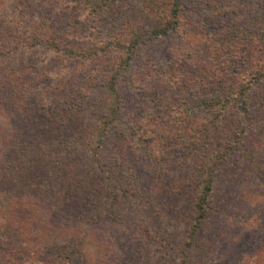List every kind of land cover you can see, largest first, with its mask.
Masks as SVG:
<instances>
[{
    "label": "trees",
    "instance_id": "obj_1",
    "mask_svg": "<svg viewBox=\"0 0 264 264\" xmlns=\"http://www.w3.org/2000/svg\"><path fill=\"white\" fill-rule=\"evenodd\" d=\"M18 1L22 4L0 12V114L12 125L0 157V264H91L89 230L103 215L111 219L104 223L108 245L99 257L111 260L123 247L120 237L127 239L137 228L127 226L128 233L111 241L116 209L122 205L132 212L129 201L152 208L158 194L148 177L163 166L158 154L143 150L148 170L139 176L129 167L121 179L116 167L123 162L106 160L107 148L124 141L138 153L145 141L184 138L192 144L191 173L174 176L166 195L174 200L181 189L191 188V213L177 242L172 227L146 222L162 243L169 239V253L178 251L177 260L169 262L164 254L159 264H192L195 251L202 252L200 264L202 259V264H244L243 252L228 260L235 240L224 239L222 228L234 214L231 206L239 218L233 221L244 220L245 228L257 220L255 228L264 233V213L246 215L236 207L247 195L264 197V7L254 0L238 6L239 16L250 18L244 28L227 20L236 19V0H50L33 15ZM59 16L63 24L55 19ZM223 18L228 26L221 38L205 39L215 61L204 64L200 78H189L192 73L179 69L182 59L194 57L191 29ZM172 37L179 44L164 49ZM43 51L65 63L63 71L43 70L47 61L34 57ZM152 75L168 82L166 94L151 88ZM171 84L189 88L176 104ZM129 86L144 96L137 113L144 116L149 102L167 117L152 118L148 126L132 117L124 99ZM256 96L262 109L254 107ZM78 158L81 167L75 165ZM259 256L253 262L264 264ZM119 259L110 263L122 264Z\"/></svg>",
    "mask_w": 264,
    "mask_h": 264
},
{
    "label": "rangeland",
    "instance_id": "obj_2",
    "mask_svg": "<svg viewBox=\"0 0 264 264\" xmlns=\"http://www.w3.org/2000/svg\"><path fill=\"white\" fill-rule=\"evenodd\" d=\"M50 0H22V2L26 3L27 10L29 14L33 15L36 14V12L43 11L44 4L47 3ZM193 1V0H192ZM208 0H202V2H207ZM220 2V0H216ZM238 1V5L236 7L235 16L236 19H227L229 21H237V23L241 24L242 27L246 28V26L249 25V16L241 15L240 8L238 6L245 7L250 6V2L253 0H236ZM255 3L260 4L262 7H264V0H254ZM20 1L18 0H0V12L2 10H5L6 8L10 7L11 5L19 6ZM28 4V5H27ZM242 4V5H241ZM31 5V7H29ZM244 7V8H245ZM55 8V4L53 5V8ZM201 9V7H200ZM195 10V9H194ZM189 10L187 11V13ZM204 12V10H203ZM194 13V14H193ZM188 14L189 17L195 16V12ZM238 17V18H237ZM58 20V22L61 24L64 23V17L59 16V18H55ZM219 23H222L221 26H219ZM214 26L222 27V29H213ZM228 21L223 19H217L213 20L212 23H208L205 26H200L195 29H191L192 34L189 37L188 44L192 45V51L191 54L194 56L191 58L192 60H189V58L182 59V63H184L183 67L179 70H184L186 72H190L192 74H188L189 78L192 79H198L200 78L201 74L204 73L202 71V68L204 64H207L209 66L212 64L215 59L210 54V50L212 47H209V41H205V39L209 38L208 40H211L212 38H215V40H219L221 38V35L223 34L222 30L223 28H227ZM212 27V30H211ZM208 43V44H207ZM179 44L178 38L172 37L167 44V47H163L164 49L168 48H176ZM209 53V54H208ZM188 55V51L185 53ZM221 54H218L216 58H219ZM35 58H41L42 60H46L47 64L45 67L43 66V70L45 68V71L50 72L51 75L55 74L56 72L60 73L63 71L64 67L66 66L65 63L57 62L56 58L54 57V54L51 52L43 51L39 53V55H35ZM28 60L25 61L24 64H29V68L33 69L35 71V65L33 62H29ZM72 65L68 68L70 71V68H72ZM179 68V66H177ZM75 69V67L73 68ZM77 69V67H76ZM52 70V71H51ZM31 71V70H30ZM156 72V71H155ZM73 75V74H71ZM77 75V74H76ZM74 79L76 80V76L73 75ZM181 78V77H180ZM160 78H156L155 75H152L151 80V88H153L157 93L161 96L163 94H166V90H168V82L167 84H164V82H158L157 80ZM173 89L170 90V97L173 98V101L177 98L180 93L182 95L188 93L189 88L185 87H178L176 84H171ZM181 86V84H180ZM167 87V88H166ZM128 89L125 90L124 99L125 102L128 101V106H130L132 117L138 118L140 117L143 124L145 126H148L149 122L153 118V122H155V119L158 121H162L167 117L169 114L165 110H158L153 107V104L147 103V111L144 113V116H141L139 113H137V106L138 103H143L144 96H140L133 92L132 88L129 86ZM145 89V87H144ZM166 89V90H164ZM175 94V96H174ZM146 96V95H145ZM259 96H256L254 98V102L256 103L254 107L257 109H262V106L258 104ZM178 102V100H175V104ZM147 114V115H146ZM148 119V122L144 123V120ZM11 126L10 122L7 118V115L0 114V157L2 156L3 152L7 149V140L12 136L11 135ZM154 129L153 127H151ZM149 130V129H148ZM146 134L144 135L145 138H148L150 136V133L146 130ZM180 141H183L181 144ZM187 138L178 140L176 143H169L166 142L161 144L160 141H155L154 144L147 143V141L144 142L145 147L143 149H140L138 153H135L134 148H130V145L124 141H119L118 143L115 142L114 146L109 149L107 148V152L104 154V158L106 160H114V157H117L121 163L125 162L122 165H118L116 169L123 173L120 178H124L127 171H129V167L135 169L136 173L141 176L146 172V169L148 167V163L145 157V151H148L149 153L151 150H153L156 154H158L162 160H160L162 164V168L160 170H156V173L153 176H149L148 179L152 180V183L156 184V187L154 188V192L158 194V196L155 199V203L152 208L147 206L146 204H143L140 207H136L137 204L130 202V204H133L135 208H133L131 212V208L125 209L120 206V208L116 209V212L118 211L117 216V222L113 223L111 227H109L108 234L111 237L110 240L114 241L115 238L119 235V237L124 233H128L127 226L137 227L136 231L132 234H125L127 236V239L122 235L120 237V248L122 251H115L113 252V255H111V260H105L104 262L100 261V255H103L106 252V246L108 245L107 240L103 237L105 232L103 231V228L105 226V221L107 222L109 218L111 219V216L103 215L102 217L98 218V220L94 221L92 227H90L89 230V242L90 245H88L91 264H112L111 261L115 259H119L122 264H159V261L161 258H163V255H168V261L173 262L174 260L178 259V251L172 250L169 253L167 242L169 239L166 238V241L162 243L164 240L162 238L161 234H158L155 232L152 227L149 228V226L146 224V222H150V219H152L157 225L166 224L165 227L170 231V234L172 238L175 239V242L180 240L183 237V234L185 232L186 227V220L185 216L190 215L191 211H189L191 200L193 197V193L190 192L191 188L187 189H181L179 192V196L177 198H174L169 200V197L167 198L166 192L169 191L170 185L174 182L173 177L175 176L177 179L180 178H187L191 173V161L189 160V152H191L192 144L190 143ZM145 150V151H143ZM76 166L81 167L82 166V159L78 158L76 160ZM119 167V168H118ZM154 167V166H153ZM148 170V169H147ZM131 171V170H130ZM145 171V172H144ZM126 178V177H125ZM175 179V178H174ZM169 185V187H168ZM252 192V191H251ZM247 201L246 202H236V207H239L246 211V215H250L252 212H257L258 214L264 213V197H253L252 195L246 196ZM120 203L117 202L116 205H119ZM230 206V205H229ZM92 208L93 206H89ZM151 211H150V209ZM106 208L105 210L108 212ZM230 211H233V216L231 215L230 218L225 217V221L227 224V227H223L222 229L225 230V237L224 239L229 238L228 240L234 241V245L232 243L231 246V253H229L228 260L232 262L233 260L238 259V254L243 252L245 254L244 257V264H255L254 257L256 254L260 252L262 256H259L258 258L264 260V233L262 232V228H255L257 226V220L255 221H248V224H245V228H243V222L244 220H239L237 222L233 221L237 218V211L233 210V207L230 206ZM169 218H171L170 221ZM256 218L257 217H253ZM73 227V226H72ZM132 227V226H131ZM253 227L255 228L253 230ZM114 233H112L111 232ZM107 234V235H108ZM118 234V235H117ZM128 239L131 240L132 244L126 243ZM172 241V239H170ZM208 245H210L208 241ZM113 246V245H112ZM111 249V247H109ZM237 248V249H236ZM216 249V248H215ZM112 250V249H111ZM177 254V255H176ZM202 252L200 254H197L196 251L194 252L193 258H192V264H200ZM218 257V256H217ZM219 258V257H218ZM165 259V258H164ZM203 261V259H202ZM201 261V264H202ZM114 262V261H113ZM166 264V263H162ZM225 264V263H224Z\"/></svg>",
    "mask_w": 264,
    "mask_h": 264
}]
</instances>
